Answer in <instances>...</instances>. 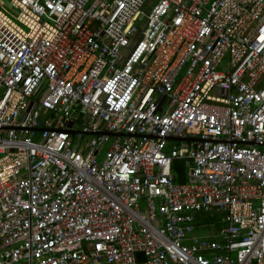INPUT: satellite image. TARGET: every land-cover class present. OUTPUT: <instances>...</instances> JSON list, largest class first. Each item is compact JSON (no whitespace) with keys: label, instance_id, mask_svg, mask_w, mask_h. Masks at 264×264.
<instances>
[{"label":"built area","instance_id":"1","mask_svg":"<svg viewBox=\"0 0 264 264\" xmlns=\"http://www.w3.org/2000/svg\"><path fill=\"white\" fill-rule=\"evenodd\" d=\"M9 3L0 264H264V0Z\"/></svg>","mask_w":264,"mask_h":264},{"label":"rangeland","instance_id":"2","mask_svg":"<svg viewBox=\"0 0 264 264\" xmlns=\"http://www.w3.org/2000/svg\"><path fill=\"white\" fill-rule=\"evenodd\" d=\"M0 8L7 12L13 19H15L16 15L18 14V10L13 8L10 3L9 0H1L0 2ZM171 144V142H170ZM182 172L184 171L183 168H181Z\"/></svg>","mask_w":264,"mask_h":264},{"label":"water","instance_id":"3","mask_svg":"<svg viewBox=\"0 0 264 264\" xmlns=\"http://www.w3.org/2000/svg\"><path fill=\"white\" fill-rule=\"evenodd\" d=\"M71 133H74V132H71ZM96 134H107V135H109V136H111V137H114V136H117V135H118V134H116V133H113V132H107V131L97 132ZM174 139H176V140H181V138H173V137H168V138H167V140H174ZM184 140H191V138H186V139H184ZM137 255H138V257H140V256H141V253H138Z\"/></svg>","mask_w":264,"mask_h":264},{"label":"trees","instance_id":"4","mask_svg":"<svg viewBox=\"0 0 264 264\" xmlns=\"http://www.w3.org/2000/svg\"><path fill=\"white\" fill-rule=\"evenodd\" d=\"M180 164H181L180 162H177L175 165V168H174L175 172L178 173L179 180H181L182 176H183V172L181 170L182 165H180Z\"/></svg>","mask_w":264,"mask_h":264}]
</instances>
